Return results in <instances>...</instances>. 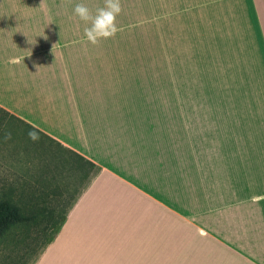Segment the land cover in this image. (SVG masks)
I'll return each instance as SVG.
<instances>
[{"label":"crops","instance_id":"crops-1","mask_svg":"<svg viewBox=\"0 0 264 264\" xmlns=\"http://www.w3.org/2000/svg\"><path fill=\"white\" fill-rule=\"evenodd\" d=\"M30 13L0 0V129L28 131L0 144V198L62 217L33 264H264V112L257 127L203 83H126L117 35L92 46Z\"/></svg>","mask_w":264,"mask_h":264},{"label":"rangeland","instance_id":"rangeland-1","mask_svg":"<svg viewBox=\"0 0 264 264\" xmlns=\"http://www.w3.org/2000/svg\"><path fill=\"white\" fill-rule=\"evenodd\" d=\"M27 1L31 5L30 14L35 18L33 26H46L36 22L39 17H48L49 21L57 22L49 26H55L59 31L80 33H84L86 25L73 15L74 5L84 3L95 13L104 3V0ZM251 2L121 0L122 13L117 18L120 31L116 36L120 40L113 41L121 42L124 47L126 83H203L209 86L206 89L209 96L227 95L238 99L240 112L254 114L258 127L264 112V57ZM259 8L264 21L261 2ZM219 35L226 38L221 41L226 42L229 50L226 54L216 44L220 42ZM248 54L253 55L252 62L247 60ZM247 64L252 69L248 81L242 76ZM205 73L209 77L213 74L212 78L204 81ZM211 79L215 81L211 82ZM243 87L250 88L256 99L248 102ZM11 125L12 122L7 124L6 121L0 129V144L10 137L8 143L23 145L28 131ZM49 218L45 217L46 221L40 225L29 222L5 232L0 237V264H33L46 241L55 234L62 217Z\"/></svg>","mask_w":264,"mask_h":264},{"label":"clouds","instance_id":"clouds-1","mask_svg":"<svg viewBox=\"0 0 264 264\" xmlns=\"http://www.w3.org/2000/svg\"><path fill=\"white\" fill-rule=\"evenodd\" d=\"M71 3V0H68ZM73 15L83 24L85 42L97 46L102 41L115 38L120 31L117 18L122 13L121 0H104L103 6L98 7L95 13L84 3H77L72 9ZM33 128L36 126L33 125ZM30 139L36 141L39 139L37 131L28 133Z\"/></svg>","mask_w":264,"mask_h":264},{"label":"trees","instance_id":"trees-1","mask_svg":"<svg viewBox=\"0 0 264 264\" xmlns=\"http://www.w3.org/2000/svg\"><path fill=\"white\" fill-rule=\"evenodd\" d=\"M40 216H27L23 214V209L18 205L17 201L11 199L0 198V237L10 228L17 225L32 223L40 225L46 219ZM53 219V217L48 220Z\"/></svg>","mask_w":264,"mask_h":264}]
</instances>
